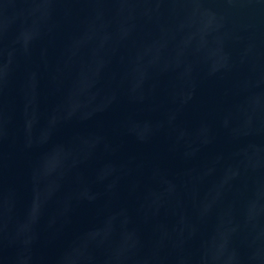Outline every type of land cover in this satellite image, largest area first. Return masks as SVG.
I'll return each mask as SVG.
<instances>
[{
  "label": "water",
  "instance_id": "water-1",
  "mask_svg": "<svg viewBox=\"0 0 264 264\" xmlns=\"http://www.w3.org/2000/svg\"><path fill=\"white\" fill-rule=\"evenodd\" d=\"M0 264H264V0H0Z\"/></svg>",
  "mask_w": 264,
  "mask_h": 264
}]
</instances>
